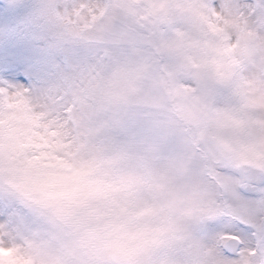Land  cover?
Listing matches in <instances>:
<instances>
[{
	"label": "clouds",
	"instance_id": "9594fccd",
	"mask_svg": "<svg viewBox=\"0 0 264 264\" xmlns=\"http://www.w3.org/2000/svg\"><path fill=\"white\" fill-rule=\"evenodd\" d=\"M196 5L131 0L149 54L87 86L130 133L28 182L49 228L21 264H264V37L229 47Z\"/></svg>",
	"mask_w": 264,
	"mask_h": 264
},
{
	"label": "rangeland",
	"instance_id": "374dc122",
	"mask_svg": "<svg viewBox=\"0 0 264 264\" xmlns=\"http://www.w3.org/2000/svg\"><path fill=\"white\" fill-rule=\"evenodd\" d=\"M0 1V88L24 94L35 109L67 123V131L88 146H120L130 129L121 125L118 111L96 104L87 86L97 74L149 54V28L128 6L131 0ZM211 3L226 16L242 14L248 30L264 37V0ZM82 7L88 14L77 24L69 17ZM48 228L40 210L0 185L5 239L38 241Z\"/></svg>",
	"mask_w": 264,
	"mask_h": 264
},
{
	"label": "snow or ice",
	"instance_id": "6c2138e0",
	"mask_svg": "<svg viewBox=\"0 0 264 264\" xmlns=\"http://www.w3.org/2000/svg\"><path fill=\"white\" fill-rule=\"evenodd\" d=\"M196 6L207 17L216 39L229 47L234 32L241 35L249 31L242 14L239 20L226 16L211 0H197ZM87 14L88 8L82 7L69 18L79 24ZM68 126L35 109L24 94L0 88V185L20 193L41 212L49 206L26 195L28 182L36 176L50 174L49 170H77L86 166L81 159L84 140L70 134ZM219 227V222L208 224L210 230ZM32 242L18 244L0 233V264H21L17 257ZM48 243L51 245L52 241Z\"/></svg>",
	"mask_w": 264,
	"mask_h": 264
}]
</instances>
